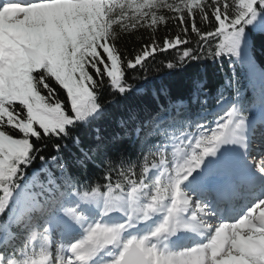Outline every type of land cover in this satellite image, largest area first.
<instances>
[{
	"label": "snow or ice",
	"instance_id": "6c2138e0",
	"mask_svg": "<svg viewBox=\"0 0 264 264\" xmlns=\"http://www.w3.org/2000/svg\"><path fill=\"white\" fill-rule=\"evenodd\" d=\"M258 13L264 0H0V264H264L257 122L201 67L244 61ZM139 29L149 41L122 50ZM172 52L160 64L191 68L185 93L161 83L137 103L130 80ZM209 97L215 119H191Z\"/></svg>",
	"mask_w": 264,
	"mask_h": 264
},
{
	"label": "trees",
	"instance_id": "16d2710c",
	"mask_svg": "<svg viewBox=\"0 0 264 264\" xmlns=\"http://www.w3.org/2000/svg\"><path fill=\"white\" fill-rule=\"evenodd\" d=\"M259 19L253 20L251 27L245 25V34L247 37V51L244 61L231 63L225 57L223 60L217 59L213 62L209 59L201 67H203V75L207 81V92L213 95L218 94L220 91L225 92L231 96H235L236 88L239 89V94L242 90L245 91V96H237V103L245 102L246 104L258 103L264 97V32L259 30V27L264 23V13H258ZM171 25L168 27L160 26L157 32V37L162 38L165 34H170ZM119 32V30L117 29ZM151 33L146 29L132 30L129 33H120L118 46L122 50H127L129 53L134 49L139 48L142 44L149 41ZM194 39V38H193ZM195 45L193 44V47ZM176 56L175 52L157 55L155 61H150V71L147 74L148 83H144V76L141 75L138 80H130V83L138 89L144 91L140 97L136 99L137 103L151 102V90L159 88L161 83L168 85L171 89L173 96L184 94L186 90L185 75L191 71V68L183 70L177 69L174 77H168L169 71L160 64L163 60L164 63L176 62L173 57ZM178 58V57H177ZM231 63V65H230ZM233 76L235 79H233ZM233 80L232 86H228V81ZM250 90V92H249ZM164 100L163 97H161ZM211 107V106H210ZM198 115L195 106H193V117ZM61 143H64L61 141ZM142 163V161H141ZM115 175L113 176V183H115ZM106 190V189H105Z\"/></svg>",
	"mask_w": 264,
	"mask_h": 264
},
{
	"label": "rangeland",
	"instance_id": "374dc122",
	"mask_svg": "<svg viewBox=\"0 0 264 264\" xmlns=\"http://www.w3.org/2000/svg\"><path fill=\"white\" fill-rule=\"evenodd\" d=\"M220 92H221V91H220ZM223 93H224L225 96H228L227 93H225V92H223ZM244 93H245V91L242 90V91L240 92L239 96H240V97H243V96L245 95ZM205 99H206V97L201 96V97H200V102L203 103V101H204ZM209 105L212 106V109H211V110L206 111V112H201V108H200L199 103H196V102L194 101L195 109H196V111L199 112L198 117L195 118V119H199V118H201L202 116H203V117H208V120H209V121L215 119V117L212 115V113H213V112H216V111H219L220 108H221V106L215 104V100H214V98H212V97H209L208 100H207V105H206V107L208 108ZM238 106H239V108L241 109V111H245V112H247L248 114H250L251 116L258 114V112H259L260 110H262V108H263V107H258V106H255V105H248V106H246L245 103H244V104H241V103H240V104H238ZM195 119H194V120H195ZM202 122H207V121H202ZM212 126H215V125L213 124ZM254 149L257 150L258 147H254Z\"/></svg>",
	"mask_w": 264,
	"mask_h": 264
},
{
	"label": "bare ground",
	"instance_id": "6f19581e",
	"mask_svg": "<svg viewBox=\"0 0 264 264\" xmlns=\"http://www.w3.org/2000/svg\"><path fill=\"white\" fill-rule=\"evenodd\" d=\"M261 150H263V149H261ZM74 242V241H73Z\"/></svg>",
	"mask_w": 264,
	"mask_h": 264
}]
</instances>
